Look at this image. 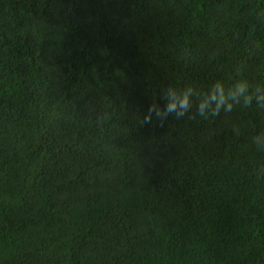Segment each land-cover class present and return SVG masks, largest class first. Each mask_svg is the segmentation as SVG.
Segmentation results:
<instances>
[{
	"label": "trees",
	"instance_id": "trees-1",
	"mask_svg": "<svg viewBox=\"0 0 264 264\" xmlns=\"http://www.w3.org/2000/svg\"><path fill=\"white\" fill-rule=\"evenodd\" d=\"M243 80L264 0H0V264H264V109L196 114Z\"/></svg>",
	"mask_w": 264,
	"mask_h": 264
},
{
	"label": "clouds",
	"instance_id": "clouds-1",
	"mask_svg": "<svg viewBox=\"0 0 264 264\" xmlns=\"http://www.w3.org/2000/svg\"><path fill=\"white\" fill-rule=\"evenodd\" d=\"M191 93V87L185 88L181 92L171 88L167 89L165 96L167 103L163 110L164 113L166 115L175 114L176 117L183 116L193 103ZM207 94V100L204 103H199L196 110V114L204 119H207L209 115L218 114L222 104L225 111L230 112L233 105L232 103L225 104L226 98L236 100L237 97H241L244 107L250 106L255 101L257 108L264 109V86H251L247 80L238 81L227 91L223 84L217 81L210 87ZM159 114L160 112L157 110V115L159 116Z\"/></svg>",
	"mask_w": 264,
	"mask_h": 264
}]
</instances>
